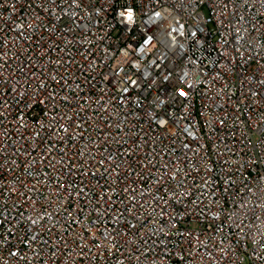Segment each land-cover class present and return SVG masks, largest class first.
<instances>
[{
    "label": "built area",
    "instance_id": "1",
    "mask_svg": "<svg viewBox=\"0 0 264 264\" xmlns=\"http://www.w3.org/2000/svg\"><path fill=\"white\" fill-rule=\"evenodd\" d=\"M0 264H264V0H0Z\"/></svg>",
    "mask_w": 264,
    "mask_h": 264
}]
</instances>
